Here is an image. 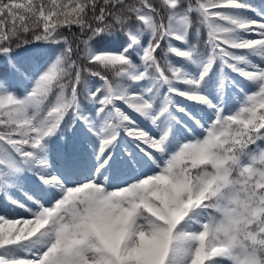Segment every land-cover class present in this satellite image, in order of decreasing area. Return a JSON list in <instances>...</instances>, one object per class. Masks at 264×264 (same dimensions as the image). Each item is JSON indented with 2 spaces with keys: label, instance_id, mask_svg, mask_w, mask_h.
Wrapping results in <instances>:
<instances>
[{
  "label": "snow or ice",
  "instance_id": "1",
  "mask_svg": "<svg viewBox=\"0 0 264 264\" xmlns=\"http://www.w3.org/2000/svg\"><path fill=\"white\" fill-rule=\"evenodd\" d=\"M0 264H264V2L0 0Z\"/></svg>",
  "mask_w": 264,
  "mask_h": 264
},
{
  "label": "trees",
  "instance_id": "2",
  "mask_svg": "<svg viewBox=\"0 0 264 264\" xmlns=\"http://www.w3.org/2000/svg\"><path fill=\"white\" fill-rule=\"evenodd\" d=\"M251 2H253V3H255L257 6H259L262 2H264V0H251ZM82 39H84V38H86V36H83V37H81ZM204 38H206V33L204 34ZM55 46H47V45H43V44H41V45H38L35 49H34V51H36L37 53H39V57H38V62L39 63H43L46 59H47V55L46 54H48V53H50L52 50H53V48H54ZM82 47V46H81ZM200 47H201V50L203 51V49H204V45H203V40H201V43H200ZM159 51V50H158ZM162 54V53H161ZM177 61H179V59L180 58H175ZM23 86H24V84L22 83V82H17L16 83V88H17V90H22V88H23ZM233 95H235V94H233ZM181 102L182 103H184L185 101H183V99L181 98ZM235 105H233V107H234ZM142 126H144V127H148V125L147 124H144L143 122H142ZM197 131H199V129H197Z\"/></svg>",
  "mask_w": 264,
  "mask_h": 264
}]
</instances>
